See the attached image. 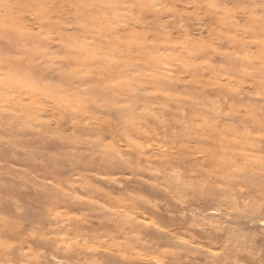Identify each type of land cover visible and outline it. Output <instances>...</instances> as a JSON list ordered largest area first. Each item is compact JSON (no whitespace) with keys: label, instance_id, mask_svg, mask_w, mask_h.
<instances>
[{"label":"rangeland","instance_id":"rangeland-1","mask_svg":"<svg viewBox=\"0 0 264 264\" xmlns=\"http://www.w3.org/2000/svg\"><path fill=\"white\" fill-rule=\"evenodd\" d=\"M162 2L183 10L189 0ZM215 2L236 7L244 0ZM141 3L0 0V78L15 74L69 93L86 88L83 111L102 125L65 117L50 139L21 132L6 143L13 117L0 116V264H264V29L249 28L243 17L226 27L214 17L185 18L197 50L192 71L210 87H174L172 95L188 99L164 101L172 109L167 128L145 126L181 133L199 105H208L212 128L188 142L206 149L203 157L160 163L153 157L166 145L120 136L121 104L134 99L132 88L160 86H131L125 77H150L156 57L175 54L149 41L179 18ZM151 169L171 183L169 192ZM196 185L201 195L193 196Z\"/></svg>","mask_w":264,"mask_h":264},{"label":"clouds","instance_id":"clouds-1","mask_svg":"<svg viewBox=\"0 0 264 264\" xmlns=\"http://www.w3.org/2000/svg\"><path fill=\"white\" fill-rule=\"evenodd\" d=\"M176 2L179 3L180 0H176ZM140 7L158 16L172 15L179 18L178 22L169 20L160 25L161 30L155 33L156 39L149 41L150 44L158 43L160 46L173 49L175 54H161L156 57L153 65L146 69V71L153 73L150 77H142L137 80L136 77L141 76L140 72H132L125 77L131 83V86L139 81L158 82L160 86L158 88L149 87L142 91L132 88L134 99L121 104L123 113H126V115L124 117L125 127L121 129L120 136L127 139L129 135L136 134L147 137L154 147L160 144L166 145V150L162 154L153 157L159 160L160 163L173 159L178 155H183L186 159L203 157L206 149L191 147L188 142L207 138L204 135V129L212 128L208 123V116L214 114V110L210 109L208 105H199V113L193 117L191 122L185 124L184 131L181 133H173L169 136L166 133L161 134L155 129L145 126L149 121H155L161 129L167 128L169 118L165 115V112H171L172 109L165 107L164 101L175 104L181 99H188V97L172 95L174 87H210L208 84L198 82L192 71L195 63L191 62L189 57L197 50L194 43L188 39L185 18L200 20L205 17H214L218 18L216 20L226 27L237 24L238 19L243 17L247 20L249 28L264 29V0H244V3L236 7H222L215 0H189L184 5L183 10L178 9L175 3L169 5L163 3L162 0H142ZM168 25H171V27H168ZM209 36H211V33H209ZM201 39L196 38L195 41L198 42ZM207 43L210 45L211 41ZM117 60L122 62L120 57H117ZM45 67L54 68L57 67V64L50 65L48 63ZM85 74L83 73L76 78L80 79ZM89 95L90 93L86 91V88L69 93L60 85L52 87L24 76L5 75L0 78V116L13 117L12 120L7 122V131L10 133V137L5 142L13 143L15 133L21 132H33L50 139L54 130L59 127V121L64 120L65 117H71L73 123H79L82 127L90 125L91 128H101L100 123L88 120L87 112L83 111L84 102L82 98ZM136 97L146 99L141 103H137ZM45 101H47V104L44 103ZM46 110H51L53 117H45L43 114ZM57 114L58 119H56ZM174 117L175 114H173ZM179 122L183 123V121ZM53 125H56V127H53ZM84 142L89 143L87 140ZM245 143H248V141H245ZM89 147H92V145L89 144ZM151 171L155 173V169H151ZM155 179L164 187L166 192L172 189L171 183L159 173H155ZM213 190L214 186L209 185L208 192ZM190 193L193 196L201 195L199 185L194 186ZM191 198L190 196L186 197L188 200ZM177 203H183V201H177ZM235 203L233 199V204ZM245 208H247V205H245ZM233 210L242 209L233 208ZM9 264H12V262L9 261Z\"/></svg>","mask_w":264,"mask_h":264}]
</instances>
